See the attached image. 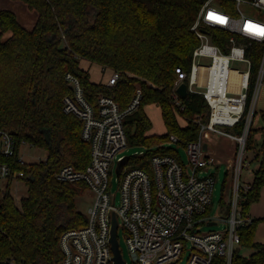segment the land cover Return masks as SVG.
Wrapping results in <instances>:
<instances>
[{
    "label": "trees",
    "instance_id": "16d2710c",
    "mask_svg": "<svg viewBox=\"0 0 264 264\" xmlns=\"http://www.w3.org/2000/svg\"><path fill=\"white\" fill-rule=\"evenodd\" d=\"M21 1L36 12L30 29L19 23L13 11L0 9V126L17 142L44 148L46 158L16 166L28 174L27 195L21 199L20 207L10 195L0 196V254L24 264H61V233L87 222L75 200L86 186L60 181L55 173L65 164L84 168L90 151L81 137V119L63 110V97L72 94L65 74L69 72L79 80L85 99L93 106L104 94L125 108L135 88L141 89L138 107L123 121L127 141L146 147L142 154L129 156L131 165L149 170L152 155H179L163 143L174 135L177 143L184 146L198 138V121H208L209 106L202 94L188 92L185 97H176L174 92L175 68L189 71L193 49L199 43L191 26L205 0ZM6 31L10 35L2 39ZM208 32L214 43L226 51L229 33L219 28ZM249 44L247 56L255 74L263 44ZM80 60L118 71L119 78L111 86L91 81ZM251 91L252 88L249 97ZM153 104L158 106L165 126L162 134H150L152 122L145 107ZM244 124L245 119L241 118L232 132L242 133ZM259 130L262 157L250 188L240 189L241 217L248 216L250 204L259 199L264 187V126ZM254 131L251 119L245 149L257 145ZM227 176L223 192L227 189L229 193L232 176ZM221 205L229 213L227 196L221 199ZM209 210L210 205L202 215H209ZM260 220L264 216L238 226L239 246L255 251L241 256L236 248L231 264H264V241L254 240ZM219 261L223 264V258Z\"/></svg>",
    "mask_w": 264,
    "mask_h": 264
},
{
    "label": "built area",
    "instance_id": "2783aa9c",
    "mask_svg": "<svg viewBox=\"0 0 264 264\" xmlns=\"http://www.w3.org/2000/svg\"><path fill=\"white\" fill-rule=\"evenodd\" d=\"M212 28L229 33L226 51L212 40L208 32ZM191 30L199 43L193 49L189 71L175 68L174 92L179 96L176 88L184 82L187 93L203 95L209 110L208 121H198V138L183 146L186 162L180 155L154 154L149 160V170L131 165L129 156L119 154L127 144L123 121L138 107L141 89L135 88L125 108H120L116 100L104 94L98 96L93 106L85 99L79 80L69 72L65 74L72 94L63 97V110L81 119V137L89 144L90 151L84 168L65 164L56 171L55 177L64 182L83 183L94 198L88 208L86 224L61 233V264H113L110 242L113 214L117 221L116 232L122 229L132 264H174L186 247L189 255L185 264H221L219 258H223V264H231L234 250L239 246L237 228L251 221L249 216L239 214L240 189L251 186V183H239V171L255 99L264 76V0H205ZM238 39L263 44L255 74L247 46ZM199 56L210 57V63L197 64ZM231 60L246 62L247 70L240 72L230 68ZM233 72L238 77L231 81ZM118 78L119 72L111 71L105 83L111 86ZM241 118L245 119V124L240 134L219 128H232ZM211 132L236 142L233 160L226 165L232 176L231 207L229 213L218 218L202 215L211 205L215 183L209 171V167L215 165L214 158L207 153L205 144ZM174 142L177 143V137L170 135L167 144ZM26 144L29 143L17 142L0 126V196L10 195L18 207L24 197L19 183L27 185L28 174L16 166L46 158L26 161L22 152ZM142 153L141 150L133 155ZM209 221L224 222L225 226L207 232L197 230L196 224ZM0 264L24 263L0 254ZM124 264H127L125 260Z\"/></svg>",
    "mask_w": 264,
    "mask_h": 264
},
{
    "label": "rangeland",
    "instance_id": "374dc122",
    "mask_svg": "<svg viewBox=\"0 0 264 264\" xmlns=\"http://www.w3.org/2000/svg\"><path fill=\"white\" fill-rule=\"evenodd\" d=\"M0 9H8L15 13L17 20L19 23L24 26L26 29H30L36 19V12L34 10H30L21 0H0ZM10 35V31H6L2 34L1 38L5 39ZM240 42L249 46V41L245 39H238ZM211 61V58L208 56H199L196 59L197 64L208 65ZM80 66L85 69L90 76L91 81L95 82H106L111 71L108 68L102 69L99 65L93 63L90 64L86 60H80ZM229 67L232 69H237L238 71H245L248 68L246 62L240 60H231L229 62ZM145 112L149 116L152 122V128L150 130V134H162L165 132V126L162 122L160 111L158 106L149 105L145 107ZM264 113V76L260 83L257 96L254 103V116H252V126L255 129V133L260 129H256L262 125V120L260 114ZM264 115V114H263ZM180 123H184L180 120ZM264 126V125H263ZM219 128L225 131H232V128L219 126ZM260 131V130H259ZM214 134V132H211ZM230 139V138H229ZM261 139L258 140L255 138L254 144L255 148L253 149H245L243 155V163L242 169L239 171V183L243 185L244 183H251L253 180L254 174L250 173V171L255 172L258 162L262 157V153L259 151V144ZM164 146L172 147L177 150L179 153L181 160L186 162L187 155L184 147L179 143L167 144V142L163 143ZM153 146L152 148H154ZM146 147L144 145H131L128 141L126 146L119 152V154H123L125 156H130L135 153H139L141 150H145ZM22 152L24 153V158L26 161L37 160L39 157H46V150L42 147H37L34 145L26 144L22 147ZM256 153L258 155L255 157ZM209 171L213 174L215 178L214 188L211 194V205H210V217L218 218L219 216H225V208L221 205V199L225 198L228 195V191L223 192V185L225 179L228 180L227 173H230L226 168V162L222 160L219 164H215L209 167ZM232 181V180H231ZM76 183V182H75ZM20 194L23 196L27 195V185L20 182ZM231 184V183H230ZM262 188V187H261ZM115 189V185L112 186V190ZM259 199L256 202H252L249 206L248 216L253 218H262L264 216V191L260 189ZM94 194L90 190L85 189V191L76 196V207L77 209L86 216L88 214V208L93 203ZM197 230L200 232H207L211 230H219L225 226L224 222L218 221V223L213 225H207L206 222L201 224H196ZM118 245L122 254L123 259L127 264H132L130 255L127 251V246L124 238V234L122 229L119 228L116 232ZM255 239L261 240L264 236V220H260L256 224L255 229ZM239 248L240 246H236ZM189 255V248L186 247L180 258L175 261L174 264H185V261Z\"/></svg>",
    "mask_w": 264,
    "mask_h": 264
},
{
    "label": "crops",
    "instance_id": "0c3cea01",
    "mask_svg": "<svg viewBox=\"0 0 264 264\" xmlns=\"http://www.w3.org/2000/svg\"><path fill=\"white\" fill-rule=\"evenodd\" d=\"M237 77L238 76L235 75V73H232L231 74V81L237 80ZM263 114L264 113L260 114L261 120H262L261 121L262 125L260 127H262L264 125V120L262 118ZM260 127L256 128V129H259ZM229 132H232V131H229ZM255 138L258 140L261 139V132L259 130L255 133ZM205 144L207 147V153L214 158V162L216 165L219 164V162H221L222 160H224L226 162V165H228L232 162L233 156L235 153V149H236V142L234 140L229 139L226 136L216 134V133H214V134L210 133L209 137L207 138V142H205ZM261 189L264 191V187H262ZM227 199H229V193L227 195ZM249 217L253 218L251 216H249ZM254 240L256 242H263L264 236L259 241L256 240L255 236H254ZM254 251H255L254 248H250V247H246V246H240L238 248V254L241 256H249Z\"/></svg>",
    "mask_w": 264,
    "mask_h": 264
},
{
    "label": "water",
    "instance_id": "95a60500",
    "mask_svg": "<svg viewBox=\"0 0 264 264\" xmlns=\"http://www.w3.org/2000/svg\"><path fill=\"white\" fill-rule=\"evenodd\" d=\"M176 92L178 93L179 96L181 97H185L187 94V89H186V85L184 82L180 83L177 88H176ZM124 162L121 161L120 164H122ZM215 224V221H209L207 223V225H213ZM116 227H117V221H116V217L113 214L112 215V227H111V236H110V242H111V250H112V260H113V264H124V259L122 257L119 245H118V241H117V236H116Z\"/></svg>",
    "mask_w": 264,
    "mask_h": 264
},
{
    "label": "bare ground",
    "instance_id": "6f19581e",
    "mask_svg": "<svg viewBox=\"0 0 264 264\" xmlns=\"http://www.w3.org/2000/svg\"><path fill=\"white\" fill-rule=\"evenodd\" d=\"M233 73H235V72H233Z\"/></svg>",
    "mask_w": 264,
    "mask_h": 264
}]
</instances>
